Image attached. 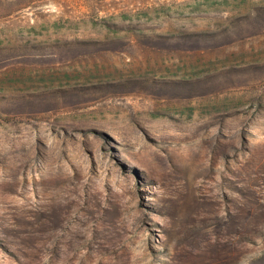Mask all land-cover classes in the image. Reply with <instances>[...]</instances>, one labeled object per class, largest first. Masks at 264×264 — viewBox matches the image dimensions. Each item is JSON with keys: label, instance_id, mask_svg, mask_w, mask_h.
Masks as SVG:
<instances>
[{"label": "rangeland", "instance_id": "rangeland-1", "mask_svg": "<svg viewBox=\"0 0 264 264\" xmlns=\"http://www.w3.org/2000/svg\"><path fill=\"white\" fill-rule=\"evenodd\" d=\"M0 264H264V0H0Z\"/></svg>", "mask_w": 264, "mask_h": 264}]
</instances>
